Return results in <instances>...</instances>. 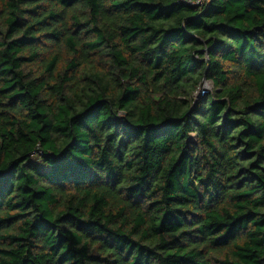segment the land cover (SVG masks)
<instances>
[{
    "label": "trees",
    "instance_id": "1",
    "mask_svg": "<svg viewBox=\"0 0 264 264\" xmlns=\"http://www.w3.org/2000/svg\"><path fill=\"white\" fill-rule=\"evenodd\" d=\"M0 264H264V0H0Z\"/></svg>",
    "mask_w": 264,
    "mask_h": 264
},
{
    "label": "built area",
    "instance_id": "2",
    "mask_svg": "<svg viewBox=\"0 0 264 264\" xmlns=\"http://www.w3.org/2000/svg\"><path fill=\"white\" fill-rule=\"evenodd\" d=\"M210 0H177L179 4H182L184 6L188 7H198L201 8L206 6L209 3ZM208 90L202 85L200 89L197 92V96H203Z\"/></svg>",
    "mask_w": 264,
    "mask_h": 264
},
{
    "label": "rangeland",
    "instance_id": "3",
    "mask_svg": "<svg viewBox=\"0 0 264 264\" xmlns=\"http://www.w3.org/2000/svg\"><path fill=\"white\" fill-rule=\"evenodd\" d=\"M203 86L208 90L209 92L211 91V84L210 83H204ZM198 97V96H197Z\"/></svg>",
    "mask_w": 264,
    "mask_h": 264
},
{
    "label": "water",
    "instance_id": "4",
    "mask_svg": "<svg viewBox=\"0 0 264 264\" xmlns=\"http://www.w3.org/2000/svg\"><path fill=\"white\" fill-rule=\"evenodd\" d=\"M204 77H205V74H204V76H203V80H204Z\"/></svg>",
    "mask_w": 264,
    "mask_h": 264
}]
</instances>
